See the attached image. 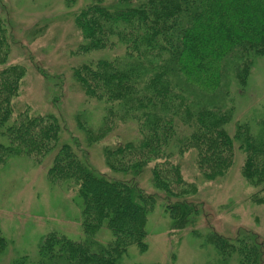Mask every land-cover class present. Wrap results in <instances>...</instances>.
<instances>
[{
	"label": "trees",
	"instance_id": "obj_1",
	"mask_svg": "<svg viewBox=\"0 0 264 264\" xmlns=\"http://www.w3.org/2000/svg\"><path fill=\"white\" fill-rule=\"evenodd\" d=\"M75 25L83 40L79 50L101 53L74 71L86 99L103 108L94 135L132 122L138 136L106 147L111 170L124 178L100 173L78 140L61 141L67 130L58 117L15 114L12 99L23 70H0V166L14 156L38 161L55 151L48 177L76 192L85 234L72 240L52 233L36 257L14 264H121L129 248H143L147 213L155 204L136 178L151 166L153 183L166 196L179 200L195 190L173 161L177 152L194 150L209 182L225 176L237 148L246 156L243 176L264 189V118L261 133L250 121L238 123L234 135L228 132L237 93L246 89L256 59L264 57V0H94L78 11ZM5 47L0 39L3 63ZM224 81L229 89L222 99ZM77 116L79 125L89 128L83 114ZM179 205L172 209L174 226H194L199 210ZM103 228L112 235L106 244L97 239ZM213 242L222 261L240 255L255 263L261 254L253 238ZM7 247L0 230V260Z\"/></svg>",
	"mask_w": 264,
	"mask_h": 264
},
{
	"label": "rangeland",
	"instance_id": "obj_2",
	"mask_svg": "<svg viewBox=\"0 0 264 264\" xmlns=\"http://www.w3.org/2000/svg\"><path fill=\"white\" fill-rule=\"evenodd\" d=\"M92 1L0 0V39L5 41L7 51L0 70L12 66L23 70L18 95L12 99L16 115L27 112L58 117L67 130L61 135L62 142L78 140L95 170L122 179V174L111 170L106 147L135 140L137 130L132 122L119 123L96 138L94 133L103 120L102 105L97 101L90 104L74 77L76 67L95 61L101 54L79 50L83 40L75 17ZM228 89L229 83L224 81L222 99L228 98ZM237 96L229 134L234 135L238 123L247 121L252 130L261 133L264 57L256 59L246 89ZM80 113L89 128L79 125ZM54 155L55 151L38 161L14 156L0 166V230L8 242L0 264H14L23 256L36 257L40 243L52 233L72 240L85 238L76 192L48 177ZM245 157L235 148L234 163L225 176L208 182L201 176L194 150L177 152L173 161L182 169L184 181L195 188L179 200L155 187L149 166L135 180L155 201L146 217L144 246L129 248L121 264H264V189L252 186L243 176ZM184 203L199 210L198 221L178 229L172 209ZM111 238L106 228L97 234L102 244ZM251 238L261 252L255 263L245 262L240 255L222 261L213 242L239 243Z\"/></svg>",
	"mask_w": 264,
	"mask_h": 264
}]
</instances>
